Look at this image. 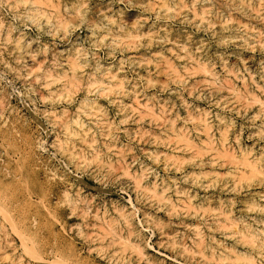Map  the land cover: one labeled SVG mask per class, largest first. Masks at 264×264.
I'll return each mask as SVG.
<instances>
[{
    "label": "bare ground",
    "instance_id": "1",
    "mask_svg": "<svg viewBox=\"0 0 264 264\" xmlns=\"http://www.w3.org/2000/svg\"><path fill=\"white\" fill-rule=\"evenodd\" d=\"M88 1L0 0V8L3 10L4 7H11L13 3L18 6H26L25 12L14 15L15 19H20L21 22L37 23L38 29L43 28L42 23L52 24L53 20L65 24L66 43L74 49L71 54H68L69 49L60 50L61 48L55 49L56 53H52V49L46 44H37L34 38L29 37L28 32H24L19 25L11 22L6 23L4 18H0V32L4 33V40L7 43L14 44L15 57L22 65L31 62L29 70H43L49 75H52V68L56 71L62 70L64 73L69 71L71 84L80 83L84 94L80 101L77 100L78 102L71 94L69 101L71 106H75V114H72L64 106L62 110L53 106L43 111L56 133L55 138L58 139H56V147L58 146L57 148L61 149L60 153L67 157V160L64 161L59 158L57 153L47 148L45 141L40 140V134H45L49 138L52 132L47 123L39 117L38 112L22 98L24 94L16 91V94L21 97L26 111L30 112L35 128L28 129L25 134L26 145L30 150L33 162L31 166L6 164L7 160L0 163V204L8 203V206L4 207V215H7L6 217L23 236V243L20 239V244L24 245L23 252L28 251L31 255L34 253L36 255H52L55 264H130L133 258L140 264H200V256L213 263L234 257L249 260L251 264H264V230L262 229L264 227V192L259 190L256 184H249L241 187L245 189V193L247 192L245 195L239 196L240 198L234 196L228 198L223 194L225 195L231 190L236 191L237 194L242 191L226 182L214 190H208L207 186L199 181L200 174L214 172L217 170L216 166L227 167L223 173L225 176L243 171L241 169L243 166L247 173L253 177H259L264 184V144L255 141L250 146L245 143V137L256 136L260 141L264 140V116L260 117L257 112L264 110V60L258 64L262 71L260 72L261 82L255 77L257 71L248 66V63L251 62L250 58L248 57L249 60H247L240 53L238 54L239 60L246 73L244 74V70L236 64L226 62L227 68H225L228 76L223 80L216 71L211 55L201 58L195 56L193 49H200L201 45L196 48L188 46V40L193 35V30L189 28L196 26L195 37L198 40H204L199 24L204 22V24L213 26L216 23L210 17L212 9H217L212 8L215 7L213 0H209L207 3L205 0L203 3L199 2L201 3L199 6L195 4V0L194 2H190V0H161L157 5L150 4L152 0L149 4L153 8V14L140 13L132 18L127 16L125 8L114 10L112 7L113 11H111V6L115 3L134 5L136 0H109L102 4L98 10L103 13L95 16L89 12L92 5ZM258 1V3L261 2V0ZM239 3L240 5H236L232 2L225 6L228 12L236 9L246 19L251 16L249 12L252 9H255L256 6L261 7V5L258 6L259 4H253L248 0H239ZM154 4L156 7L153 6ZM162 10L181 15V20L185 24L183 27L186 29L183 30L181 27L175 29L176 26H173L172 22L170 24L167 17L166 20L159 19ZM255 13L262 15L259 11ZM217 14L220 15L219 12L216 13V16ZM153 16L160 21L151 23ZM73 17L79 18L81 22L87 24V29L90 30L88 38L97 37L98 28H103L106 29V32L112 31V38L124 37L129 41H140L136 47H142L143 53H140L144 55L145 59L139 60V57H132L129 58L131 59L129 63L131 67L135 68V66H141L143 61H147L150 67L144 66L146 72L144 70L143 72L125 71L123 65L126 61L123 62V60L126 57L123 53L115 52L112 45L107 48L97 46L90 48L91 50L82 46L81 43L87 40L78 33L80 25L72 23ZM233 17L231 20H223L219 30L213 29L211 34L217 35L218 31L230 32L235 34L230 35L234 38L238 35L240 28L249 26V24L240 21L238 16L236 19L238 21ZM256 18L258 17L256 16ZM261 19L264 20L263 15ZM106 21L116 24V30L107 28ZM162 32H165V36L159 35ZM258 32L261 33L260 30ZM144 36L148 37L146 43L142 40ZM240 37L244 39L246 46L251 45L244 36L240 35ZM156 40L160 44L156 45L157 43H154ZM126 46L132 48L131 43ZM190 47L193 49L191 50ZM104 49L108 51L105 55L109 59H115L114 64L113 62L103 63L104 58L101 56V51ZM48 52L52 53V60L48 59L49 56L46 55V58L38 61L39 54ZM61 54L69 56L65 63L59 56ZM118 54L122 58L116 63ZM221 59L224 60V58ZM47 62H51V64L46 66ZM121 63L122 65H120ZM151 66L156 69L161 68L162 70L159 69V71L165 72L164 77L166 78L160 83L163 87L159 91H149L142 84L138 86L145 76L148 77L149 83L154 82L148 76L152 70ZM182 72L185 73L184 77H182ZM189 72L204 77V82H206L204 85H210V87L201 89L203 92L197 91V93L193 85L190 88L179 87L178 89L176 86H170L171 81L176 84L182 82L185 85L190 78ZM27 75L29 77V73ZM1 79L0 74V81ZM67 81L70 82V80ZM107 81L123 92L135 89L136 93H140L144 99L150 101L146 103V115L144 113V116H140L138 121L149 123L147 131L152 136L160 135L165 138L162 143V147L165 149L162 152L163 157L169 158V155L172 157L183 153L185 149H191L194 152L192 156L187 155L181 161V166L175 168L176 171H180L182 177L173 175V171L167 166V163L162 166L161 172L163 173L160 172L159 167L154 169V167L141 166L143 162L136 153H132L137 145L130 144L127 150L123 147L121 151H113L112 147L117 144L125 146L113 129L124 127L123 131L132 134V128L129 126L135 124L133 121L135 122L136 118H130L126 106L121 105V102L124 104V101H119L107 94H98L105 89L104 84ZM212 81H216L215 86H212ZM67 84L65 83L63 86ZM95 85L100 87H98V91H95L94 97H91L89 93L93 92L92 88ZM182 90H187L190 95H195L193 98L196 105H191L186 101L185 92L182 93ZM226 91L229 98H236V102L242 104V108H239L238 111H244V116L250 119L251 125L248 126V130L242 123L241 126L234 128L236 121L233 117H226L221 113L212 114L210 110H207L217 102L218 97L224 96ZM67 96L69 97L68 94L59 93L58 102L60 98L65 100ZM172 96L177 101H174ZM48 99L51 100L47 97ZM31 100L33 99L31 98ZM168 103H171L169 107ZM109 106L114 107L116 120L110 118ZM179 106L184 108L183 112L178 108ZM7 111H11V108L9 102L2 96L0 88V124L7 122V118H5ZM144 117L149 119L144 120ZM11 131L18 133L15 128H12ZM248 131V136H246ZM137 147L140 150L144 149L141 144ZM207 153L218 159L221 158V163L215 157H203ZM44 154H49L56 159L58 166L51 165L43 157ZM159 157L160 150L155 152L154 158L158 160ZM88 160L94 162L96 166H85ZM188 161L192 167L190 171L189 168L182 165ZM72 163L75 166L69 165ZM135 165L141 167L135 169ZM93 168L95 171L92 176L95 180L104 181V183H107L114 172L115 177H112L114 181H121V177H126V183L119 182L122 186L119 192L126 195L128 199L125 202L116 201L111 207L104 204L105 209L102 211L100 206L98 207L99 204H96V195L93 192L105 191L109 195L113 192L99 189L85 180L83 173ZM106 168L110 169L105 171ZM130 185H133L139 193H146V191L151 193L152 197L164 204H150L145 208L138 201L142 195H138L136 203L133 196L130 195L131 193L128 194L127 188L124 187ZM86 192L92 193L86 194ZM112 202L114 201L112 200ZM182 204L187 205L186 211L177 210V207ZM64 207L71 215V219L73 218L71 228L67 225L66 216L61 215ZM202 209L218 210L221 219L203 217L200 214ZM162 212H164L163 216L168 217L169 220L159 215ZM150 218L152 220L160 219L158 220L161 224L159 226L160 235L173 236V239L169 241L170 249L174 251L173 255H168L153 247L149 230L145 225ZM233 226L238 227L241 232V237L234 243L232 242L233 244L228 243L227 239L224 240L223 237V239L218 237L217 233L221 227ZM0 227H2L1 229L5 228L3 224ZM70 229L71 237L68 234ZM187 229L189 234L186 232ZM6 245L0 242V261H2L0 264H24L25 259L18 247L11 241H7ZM165 247L169 248L166 245ZM152 249L155 251L156 257L149 255V250ZM94 254H96V258L93 257ZM182 257L184 258L182 259ZM104 261L106 263H103Z\"/></svg>",
    "mask_w": 264,
    "mask_h": 264
},
{
    "label": "rangeland",
    "instance_id": "2",
    "mask_svg": "<svg viewBox=\"0 0 264 264\" xmlns=\"http://www.w3.org/2000/svg\"><path fill=\"white\" fill-rule=\"evenodd\" d=\"M107 1H109V0H89L88 2L91 3V5H92L89 8L91 10L89 12H91L94 16L96 14L101 15L103 12L102 11L100 12L98 10L102 6V4H104ZM150 1H152V0H136L134 5H132V4L131 5H124L122 3L121 4L115 3V5L111 6V11H113L112 7L114 8V10H118V8H123V9L125 8L124 10L127 11V16L129 18H132L133 16L140 14V13H146V14L150 15L151 13L153 14V8H152V6H150V4L155 3L157 5V3H159V1L161 2V0H153L154 2L152 1L149 4ZM168 1H170V0H168ZM203 1L204 0H201V1L195 0V4H197V6H199L201 4L199 2L203 3ZM205 1H206V3L209 2V0H205ZM213 1H214L215 7H212V8H217V9H212V14L210 17H211V19H213L212 21H214L216 23H214L213 26H211L210 24H206V23L204 24V22L203 23L201 22V25L199 24V29H200V31L202 30L201 32L204 35V38H202V39H204L203 41L198 40L195 37V34H197L196 26L189 28V29L193 30L192 34L194 36L192 35V37L188 40L189 41L188 46H193L196 48L197 46L201 45L200 49H193V47H190V48H191V50L193 49L195 56H197L199 58L206 56V55L207 56L211 55V60L215 64L216 71L219 73L220 78L223 80H224V77L226 78L228 76V75H226V70H227L226 69L227 68L226 62H229V64H236L238 67H240L242 70H244L243 72L245 74L246 73L245 69L240 63L238 54L240 53L241 56L247 58V60H249L248 59V57H249L251 62L248 63V66L252 67V69L254 71L255 70L257 71L255 73V77L258 81L261 82L260 72H262V71L259 69L260 66L258 64L260 61L263 62V60H264V34H263L264 33V20L261 19V16L262 15L264 16V0H261L260 3H258L259 2L258 0H248V1L252 2L253 4H255V3H256V5L259 4L258 6L261 5V7L256 6L255 9H252L250 11L251 13L249 12V14H251V16L249 18L247 17V19L242 13H240L236 9L231 11V12H228V10L225 6L226 4L230 5L232 2L235 3L236 5H240L239 0H213ZM190 2H194V0H190ZM155 4L153 6H155ZM12 6L9 8L4 7V10L0 8V14H1L0 18H4V21L6 23L11 22V23H14L15 25H19V27L22 28L24 30V32L29 33V37L34 38L35 42L37 41V44H39V45L40 44H42V45L46 44V46L50 47V49H52L51 50L52 53H56V52H54V50L57 48H59V49L61 48L60 50L69 49L68 54H71L74 52V49L71 48V45L66 43V36L64 35V31L66 30L65 24L55 22V20H53V21L51 20L52 24L42 23L43 28L38 29L37 25H36L37 23H32L31 21L21 22L20 19H18V20L15 19L14 15L18 14L19 12H25L26 6H24V5L18 6V5H15L14 3L12 4ZM165 7L166 6H164V9H166ZM224 9H226V10H224ZM158 10L160 11V9H158ZM254 10H256V11H254ZM213 11H217V12H213ZM258 11L262 15L255 13V12L258 13ZM218 12L220 13V15L217 14V16H216V13H218ZM6 13H8V14H6ZM232 14H234L236 17L235 16L233 17ZM170 15H172V16H170ZM231 16L233 18H235V20L239 18L240 21H242L243 23L249 24V26L240 28L238 30L239 31L238 35H236V37H234L236 39H234L233 37H230V35H235V34H232L230 32H223L222 33V32L218 31L217 35L211 34V31H213V29L219 30L223 20H225V21L228 19L231 20L232 19ZM237 16H238V18H237ZM256 16L258 18H256ZM166 17H167L168 22L170 24L172 22L173 26H176V27H174L175 29H177L178 27H181L183 30L186 29L183 27V26H185V24L183 23V20H181V15L177 14L176 12H172V11L168 12V11L162 10L159 19L164 18L163 20H166ZM151 19H152L151 23L154 21H160L159 19H155V16H153ZM236 21H238V20H236ZM99 22H101V21H99ZM72 23L80 25L79 29H78L79 30L78 33H80V35L83 37V39L86 38V40H87L81 44H82V46L86 47L87 49L94 48L97 46L107 48V46L112 45L114 47L115 52L120 53V54L123 53L124 56L126 57V58H124L125 60H123V62L126 61L125 64L123 65L125 71L127 70L129 72H132V70H133V71H138V72L142 71L143 72V70H144L146 72L147 70L144 68V66L150 67V64L147 61H143L141 63L142 64L141 66L138 65V66H135V68L131 67V65L129 63V61L131 60L129 58H132V57H139V60H141V58L145 59L144 55H141V53H143L142 47L141 46L136 47L137 46L136 44L137 43L140 44V41H138V40L132 41L131 40L132 41L131 42V41L125 39L124 37L112 38V35H111L112 31L106 32V29H103V28L102 29L98 28L97 33H96L97 37H89L88 38V35H90V33L88 31H90V30L87 29V24L85 22H83V21L81 22L79 18L73 17ZM106 23H108L107 28L116 30V28H117L116 24H113L112 22H107V21H106ZM171 30H174V29H171ZM258 30H260L261 33L258 32ZM205 32H207V33L209 32V34H207ZM3 34H4L3 32H0V52L2 51V53H0V57H1L0 58V74L2 76V79L0 81V84H1L0 88L2 89V96L5 98L6 101L9 102V106L11 108V111H7L5 114V118H7L6 119L7 122L4 124H0V156L2 159L0 161V163L2 161L7 160L8 162H6V164L11 163V165L20 164V165L31 166L32 162H33L32 161L33 158L30 155V150H28L29 148L26 145L25 134H26V131L28 129H30V128L35 129V128H34V124L31 121L30 112L26 111L27 109H25V107L22 103V99H21V97H19L16 94V91H20L21 93L24 94V96L22 98L25 101H27V103H29V106L31 108L35 109L38 112L39 117L47 123L49 130H51V132H52V135L49 138H47L45 134H40V140L45 141L47 148L50 151L57 153L59 155V158H62L65 161V160H67V157H65L64 155H62L60 153L61 149L57 148L58 146L56 147V144H57L56 142L58 140L57 138H55L56 133H55L54 129L52 128V125L49 124L50 121H48L47 118L44 116L43 111H44V109L52 108L53 106L57 107L58 110H62V108L64 106V107H67L68 110L72 114L73 113L75 114L76 113L75 106H71V103L69 100L71 98V94L74 96V98H76V101L78 99L80 101L83 98L84 94H83V89L81 87V84L80 83L71 84V73L69 71H66L64 73L62 70L56 71V69L50 68L53 72H51L52 75H49L46 71H43V70H41V71L36 70V69H34L32 71L29 70V67L31 66L32 63L28 62L27 65H22L21 62H19L15 57L14 44L12 42L7 43L6 40H4L5 36H3ZM164 34H165V32L164 33L162 32L159 35L165 36ZM240 35L242 37L244 36L247 40H249L251 45L246 46L244 39L241 38ZM113 39H115V40L113 41ZM142 40L146 43L148 40V37L144 36V37H142ZM129 43L132 44V48H129V46L128 47L126 46ZM154 43L155 44L157 43L156 45L160 44L157 42V40ZM49 53H51V52H48L46 54H39V56H38L39 60L38 61L43 60L47 56H49L48 59L52 60V53L51 54H49ZM106 53H108V51L106 49L101 51V56H102V58H104L103 63L113 62V64H114L115 59H109V57H107V55H105ZM68 54L66 56H64L63 54L59 55L63 59L62 61H64V63H65V60H67L69 58ZM42 56H43V58H42ZM117 56H119V57H118V61H116V63H118L120 61L119 59L122 58L121 55H119V54ZM221 58H224V60ZM46 61H47V59H46ZM5 63H6V65H5ZM35 63H37V62L35 61ZM122 63L120 65H122ZM50 64H51V62H47L46 66H48ZM43 66H45V65H43ZM151 67H152L151 68L152 70H150L151 72L148 74V76H150L154 80V82L149 83L148 77L145 76L144 80L141 81L138 86H141V84H142L145 88H148L149 91H152V90H153L152 92L159 91L160 88L163 87L162 84H160V83H162V81L166 78V77H164L165 72H162V71L160 72L159 69L162 70L161 68L156 69L153 66H151ZM131 68H133V69H131ZM2 71L4 72V74ZM27 73H29V77H28ZM189 73L188 74L190 76L189 75L188 76L190 78L187 80L185 85H183L182 82H181V84H176L175 82L171 81L170 86H172V87L176 86V88L178 89L179 87L190 88L193 85L195 87L196 92L197 91L203 92L201 89H207V87H210V85L209 86L204 85L206 83V82H204V79H205L204 77H200L199 74L194 75L195 73L192 74V72H189ZM184 74L185 73L182 72V77H184ZM67 80H70V82ZM175 81H177V80H175ZM217 81H219V80L217 79ZM65 83H68V84L63 86V84H65ZM187 84H189V85H187ZM211 84H212V86H215L216 81L215 82L212 81ZM104 86H105V89L100 91L98 94H101V95L107 94V95H110L112 97L117 98V100H119V101H124V104L121 102V105L126 106L128 112L130 114V118H132V117L136 118L135 122L133 121V123H135V124L129 126L132 128V134H127L125 131H123L124 127H120L118 129H113L114 132L116 133V135L120 138V141L122 140L123 143L125 144V146H123L121 144H117V146L112 147L113 151H115V152L121 151L123 149V147L125 150H127V147L130 144H133L134 146H136V145L138 146L139 144H141L144 148L143 150H140V148L136 146L134 151L132 152V153H136L137 156L139 157V159L143 162V164L141 166L154 167V169L159 167L160 168L159 170L161 172V169L163 168L162 166H165L164 163H167V166L173 171L172 172L173 175L175 174L177 177H179L181 175V173H180V171H176L175 168L180 165L181 161L184 158H186L187 155L192 156L194 154V152L191 149H189V150L185 149V151H183V153L181 152L180 154L173 155L172 157H170V155H169V158L163 157L162 152L165 151V149L162 147V143H163V141H165V138H162V136H160V135L152 136L150 134V132L147 131V130H149V123H147V121L146 122L138 121L140 116H144V113L146 115V111H145L146 110L145 109L146 103H149L150 101H147L146 99H144L140 93H136L135 89L131 90L130 92H123V90H120L119 88L110 84L109 81L105 82ZM98 87H100V86L95 85V87L92 88L93 92L89 93V96L91 94V97H94L93 95H94L96 90L98 91V89H99ZM62 89H64L63 91H65V92H63ZM54 91H55V93H54ZM35 92H36V94H35ZM183 92H185L186 101L190 102L191 105H196V102L193 98L195 95H190L187 92V90H182V93ZM59 93H62L64 95L68 94L69 97L67 96V98H66L68 100H66V99L64 100V99L60 98V101L58 102L59 97H57V96ZM225 93L226 94L224 96H221V94H219V96H221V97L220 98L218 97L217 102L214 103V105H211L210 107H208L207 110H210L212 112V114L213 113L214 114H216V113L220 114L221 113L223 116L226 115V117L227 116L233 117L236 121L234 128L241 126V123H242L243 126L246 127V130H248V128H249L248 126L251 125L250 119L246 118L244 116V111H242V112L238 111L239 108H242V104L239 102H236V98L235 99L229 98L230 96L227 94V91ZM41 94H42V97H40ZM158 94H161V93L158 92ZM161 95H163V93ZM47 97H49L51 100H49V99L47 100ZM54 97L55 98L57 97L56 100ZM31 98L33 100H31ZM172 99L174 101H177L174 96H172ZM234 100H235V102H234ZM170 101H172V100H170ZM170 105H171V103L167 104L168 107ZM201 105H203V104H201ZM204 106L206 107V105H204ZM255 107H253V109H255ZM178 108L181 109V111L183 112L184 108H182L181 106H179ZM114 110L115 109L113 106H111V107L109 106L110 118L115 119L116 115L114 116V113H115ZM257 112H258V115L260 117L264 116V110H261V111L259 110ZM145 119L148 120L149 118L144 117V120ZM189 124H190L189 126H191V123H189ZM258 124H260V123H258ZM12 128H15L18 133L12 132L11 131ZM57 133H60V132H57ZM248 133H249V131L245 135L248 136ZM61 137H62V135H61ZM245 138H246L245 143L250 145V146L255 141L258 143L264 144V140L261 139V141H260V139H258V137H256V136H254L253 138L252 137H250V138L245 137ZM156 139H157V141H156ZM258 148H260V146H258ZM56 149H57V151H56ZM158 150H160V157L158 160H155V158H154L155 152ZM175 151H177V150H175ZM43 157L45 159H47V161H49V163L51 165L58 166V162L56 161V159L52 158L49 154H44ZM203 157H209L210 158V157H215V156L211 155L210 153H207V154H204ZM215 158L219 161V163H221V161H222L221 158H219V159L217 157H215ZM86 162L87 163L85 164V166H87V167L88 166H90V167L96 166L94 162H91V160H88ZM69 165L75 166L74 163L69 164ZM182 165L185 166L186 168H189L188 169L189 171L192 170V167L190 165V161L182 163ZM103 166H108V165H103ZM141 166L135 165V167H136L135 169L140 168ZM216 168H217V170L214 172H208V173L199 175V181L201 183L205 184L207 186L208 190H214V189L218 188L223 182H226L228 185H231V186L236 187V188H240L239 190L242 192L237 194V193H235L236 191L231 190L230 192L225 193V195L223 194L224 197H228V198L230 196H231L230 198H232L233 196L238 197V198L242 197L247 192L245 193V189H242L241 187L249 185V184H256L257 187H259L258 189L264 192V184H263L262 180L259 177L251 176V174L247 173L246 169L243 166H241V169L244 172L243 171H240V172L236 171L237 173L228 174L226 176L223 174L225 172V170L227 169L226 166H216ZM108 169H110V168H108ZM108 169L106 168L105 171H108ZM164 170H166V169H164ZM94 171H95V168H93L91 170L89 169L85 173H83L84 175L83 174L82 175H83V177L85 176L84 177L85 180H87V182L90 183L91 185L98 187L99 189L111 190L113 192V194L111 193L110 195L107 192H106L107 193L106 194L105 191L104 192H100V191L99 192H93L96 195V204L97 205L99 204L98 207L100 206V209L102 211L105 209L104 204H106L107 207H111L113 205V203H115L116 201L125 202L126 199H128V197H126V195L119 192L120 187H122V186H120V183H126V180H127L126 177H121L122 178V179H120L121 181H119V180L114 181L113 180L114 178H112L115 174V172H114L113 174L111 173L112 176H110V177L108 176L109 179H108L107 183H104V181L95 180V178L92 176ZM233 171L235 172V170H233ZM161 173H163V172H161ZM182 176L183 175H181L180 177H182ZM36 183H38V182H36ZM127 186H124V187L127 188L128 194L131 193L130 195L133 196V200L135 202L137 201L136 199L138 198V195H142V196H140V198H138V201H140V203H142L141 205L144 206L145 208L149 207L150 204L151 205L152 204L154 205L155 203L164 204V202H158L154 197H152L151 193H149L147 191H146V193H141V192L139 193L138 190H136L133 185H130L129 187H127ZM89 193H92V192H86V194H89ZM120 194H121V196H119ZM62 200L64 201V198H62ZM112 200L114 202H112ZM101 201H103L105 203H102ZM7 206H8V203L0 204V225L2 226V224H3L5 227L3 229H1L2 227H0V242L5 244V246H7L6 245L7 241L13 242L18 247V249L20 250V253L22 252L23 259H25L24 264L27 261L29 262V263L27 262L28 264H55V262L53 261L52 255H46V254L36 255L35 253L31 255V253L28 251H27L28 253L26 251L23 252V248H24V245L22 244L23 243V241H22L23 236L21 235L20 231H18L16 229V227L11 223L10 219L6 217L7 215H4V207H7ZM187 209H188V207L185 204H182L179 207H177L178 211H186ZM218 212H219L218 210L202 209L200 211V214L203 215V217L208 218V219H215V218L221 219ZM163 214H164V212L160 213L159 215L163 216ZM61 215L66 216L67 225H69V227L71 228V220H73V218L71 219V215L68 214L66 207H64L62 209ZM166 218H167V220H169L168 217H164V219H166ZM158 220H160V219L155 218L154 220H152L150 218V220L145 223L146 228L149 230V233H150L149 236H151V239H150L151 243H152L153 247L155 249H157L158 251H161V252L166 253L168 255H173L172 253H174V251L172 249H170L171 245L169 243L170 239H173V236L160 235L159 226L161 224L158 222ZM262 229L264 230V227H262ZM186 232H188L187 234H189L188 229ZM68 234L71 237V229L69 230ZM217 235L219 238L223 237L224 240L227 239L228 243L233 244L235 242V240H238L241 237V232H240L239 228L236 226L221 227L219 229V233H217ZM20 239H21L22 245L20 244ZM165 245L168 246L169 248L165 247ZM149 251H150L149 252L150 256H153V257L157 256L153 249L149 250ZM93 257L96 258V254H94ZM183 258L184 257H182V259ZM199 260H200V264H251L249 262V260H245L242 258L238 259V258H234V257L227 259V260H224V261H221L219 263H213L211 260L208 261L201 256H200ZM0 263H2V261H0ZM103 263H106V262L104 261ZM130 264H140V263H137L135 261V258H133V261Z\"/></svg>",
    "mask_w": 264,
    "mask_h": 264
}]
</instances>
